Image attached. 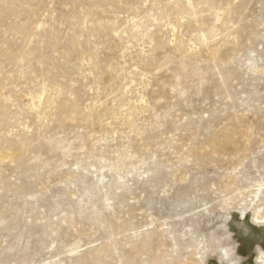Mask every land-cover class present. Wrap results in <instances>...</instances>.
<instances>
[{"label": "rangeland", "instance_id": "374dc122", "mask_svg": "<svg viewBox=\"0 0 264 264\" xmlns=\"http://www.w3.org/2000/svg\"><path fill=\"white\" fill-rule=\"evenodd\" d=\"M257 248L264 0H0V264Z\"/></svg>", "mask_w": 264, "mask_h": 264}, {"label": "clouds", "instance_id": "9594fccd", "mask_svg": "<svg viewBox=\"0 0 264 264\" xmlns=\"http://www.w3.org/2000/svg\"><path fill=\"white\" fill-rule=\"evenodd\" d=\"M257 252H258V255L256 257V264H264V250H260L259 248H257ZM235 255V252L233 253ZM224 259L226 261H231V257L225 255L224 256Z\"/></svg>", "mask_w": 264, "mask_h": 264}]
</instances>
